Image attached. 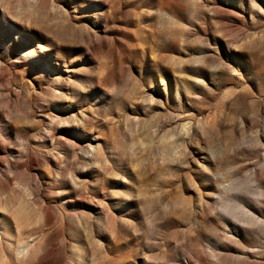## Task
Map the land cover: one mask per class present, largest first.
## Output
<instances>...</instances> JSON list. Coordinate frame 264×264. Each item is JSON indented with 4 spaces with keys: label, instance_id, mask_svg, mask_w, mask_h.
<instances>
[{
    "label": "rangeland",
    "instance_id": "obj_1",
    "mask_svg": "<svg viewBox=\"0 0 264 264\" xmlns=\"http://www.w3.org/2000/svg\"><path fill=\"white\" fill-rule=\"evenodd\" d=\"M0 264H264V0H0Z\"/></svg>",
    "mask_w": 264,
    "mask_h": 264
}]
</instances>
